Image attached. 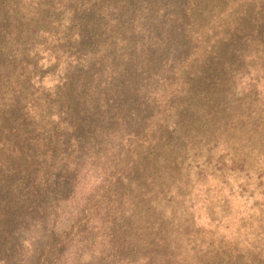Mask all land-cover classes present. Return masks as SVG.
Here are the masks:
<instances>
[{
    "label": "rangeland",
    "instance_id": "374dc122",
    "mask_svg": "<svg viewBox=\"0 0 264 264\" xmlns=\"http://www.w3.org/2000/svg\"><path fill=\"white\" fill-rule=\"evenodd\" d=\"M0 14L1 229L27 196L1 142L38 148L79 111L64 221H115L138 264H264V0H0ZM40 153L55 181L61 157ZM68 225L54 264H74Z\"/></svg>",
    "mask_w": 264,
    "mask_h": 264
},
{
    "label": "trees",
    "instance_id": "16d2710c",
    "mask_svg": "<svg viewBox=\"0 0 264 264\" xmlns=\"http://www.w3.org/2000/svg\"><path fill=\"white\" fill-rule=\"evenodd\" d=\"M36 5V3H33ZM103 9V6H102ZM2 15V14H0ZM5 48V47H4ZM3 48V50H4ZM24 68H21L19 76L23 78L25 83L31 84L36 82V76L32 72V68L27 67L26 62H23ZM84 86V85H83ZM78 112H74V116L69 123H64L63 129L60 130V135L55 140L47 141L40 147H36L34 139L30 135L25 140L17 143L16 141H9L10 135L1 143L7 152L8 159L14 161L8 163L10 172L12 168L14 171L24 174L27 183L24 188V214L18 224L17 219L10 215L7 219V225L3 230L8 238L7 244H1L0 264H27L25 258L37 260L38 264H54V255H60V263L63 259L65 251L66 240L68 234L66 231L69 228L68 221L72 223L73 230V252L74 256L72 263L74 264H138V260L128 257L124 251L127 248L120 242L122 234L117 231L115 221L110 219L105 223L103 231L95 232L97 229L96 221L87 211L82 210L76 214L74 219L67 218L65 221L63 215H60L62 203H68L70 199L74 198L75 181L78 176V161L79 155L84 154V147L82 146V134L84 132L83 122L78 120ZM10 131V130H9ZM63 135V136H61ZM41 148L45 153L52 157L58 154L62 159L65 171L56 176L55 181L49 180L48 173L51 168L39 162L38 154ZM76 148V149H75ZM75 149L76 156L72 158V152ZM93 156H96L94 150L91 151ZM4 166V165H3ZM72 170L70 175L68 172ZM47 175V183H42L40 176ZM39 177L38 183L34 182V176ZM52 176V173L50 174ZM30 196L35 200H30ZM30 210V212H28ZM26 211L28 213H26ZM86 212V213H85ZM36 213V214H35ZM35 215V218L29 215ZM38 217L36 218V216ZM78 215V216H77ZM71 220V221H70ZM75 222H74V221ZM95 222V223H94ZM63 228H67L63 232ZM102 228V227H101ZM76 229V231H75ZM99 229V227H98ZM26 230L27 237L23 236ZM64 233V235H61ZM87 236V245H91L90 254L82 258L83 243ZM6 240V239H5ZM20 244V245H19ZM63 253V254H62ZM53 255V256H52ZM52 256V257H51ZM261 258V257H260ZM263 259V258H261ZM146 264H151V258H147ZM264 260V259H263ZM67 260H65V263ZM149 262V263H148ZM64 263V264H65ZM145 264V263H143ZM253 264V263H249Z\"/></svg>",
    "mask_w": 264,
    "mask_h": 264
}]
</instances>
